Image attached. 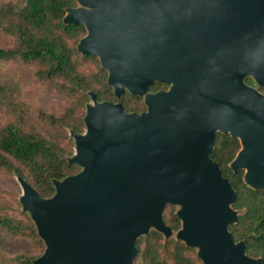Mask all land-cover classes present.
Instances as JSON below:
<instances>
[{"label":"water","instance_id":"water-1","mask_svg":"<svg viewBox=\"0 0 264 264\" xmlns=\"http://www.w3.org/2000/svg\"><path fill=\"white\" fill-rule=\"evenodd\" d=\"M74 1L62 22L84 27L76 50L97 58L115 99L140 97L145 110L85 92L84 130H69L79 172L54 179L48 198L15 174L44 244L31 264H133L151 232L202 264H260L231 235L244 212L210 154L217 133L238 140L230 170L264 190V0Z\"/></svg>","mask_w":264,"mask_h":264},{"label":"trees","instance_id":"trees-1","mask_svg":"<svg viewBox=\"0 0 264 264\" xmlns=\"http://www.w3.org/2000/svg\"><path fill=\"white\" fill-rule=\"evenodd\" d=\"M75 6L74 0H0V30L13 39L10 50L0 49V173L19 175L42 198L53 195L54 179L79 172L77 165L67 161L71 154L64 144L68 142V130L83 131L84 105L89 99L85 92L95 93L98 101L119 102L126 112L145 110L140 97L125 94L115 99L97 58L76 50L85 29L62 22L65 9ZM15 59L33 68L35 77L51 91L67 98L62 113L39 109L34 118L31 116V107L21 101L18 83L1 73ZM247 82L253 83L251 79ZM166 88L154 84L150 90ZM261 91L264 93V89ZM239 148L238 140L217 133L210 157L236 192L233 208L244 212L230 227L231 235L236 242L246 241V254L261 258L260 264H264V190L246 187L243 173L230 170ZM163 221L173 231L180 227L171 206L165 208ZM0 226L16 238L28 239L36 251L43 252L44 244L33 223L20 212L11 195L0 203ZM136 251L133 264H202L192 249L174 239L164 243L156 232L138 240ZM33 259L19 255L14 262L31 264Z\"/></svg>","mask_w":264,"mask_h":264},{"label":"rangeland","instance_id":"rangeland-1","mask_svg":"<svg viewBox=\"0 0 264 264\" xmlns=\"http://www.w3.org/2000/svg\"><path fill=\"white\" fill-rule=\"evenodd\" d=\"M12 43V37L0 30V49L10 50L12 48ZM1 73L13 77L16 83H18L21 101L31 107V116L33 118L36 116L37 110L39 109L48 113H62L68 105L66 97L51 91L45 82H42L35 77L34 69L25 66L19 59L13 60L10 65L2 70ZM89 102L88 99V102L86 103ZM64 146L72 156L74 153V143L69 136V130L68 142H65ZM21 194L22 189L15 178V174L7 171L1 172L0 203L7 200L8 195H11L16 198L20 207L18 199ZM20 212L22 213L21 207ZM41 254L34 249L32 243L28 239L16 238L0 226V264H16L14 259L19 255L36 258Z\"/></svg>","mask_w":264,"mask_h":264},{"label":"flooded vegetation","instance_id":"flooded-vegetation-1","mask_svg":"<svg viewBox=\"0 0 264 264\" xmlns=\"http://www.w3.org/2000/svg\"><path fill=\"white\" fill-rule=\"evenodd\" d=\"M167 89V88H166ZM163 90H165V89H163Z\"/></svg>","mask_w":264,"mask_h":264}]
</instances>
